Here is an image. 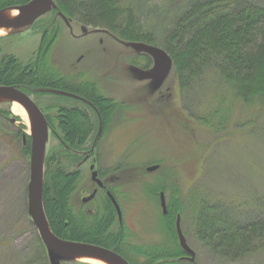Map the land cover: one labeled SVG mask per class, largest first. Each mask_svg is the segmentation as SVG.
Returning <instances> with one entry per match:
<instances>
[{
  "label": "rangeland",
  "instance_id": "obj_1",
  "mask_svg": "<svg viewBox=\"0 0 264 264\" xmlns=\"http://www.w3.org/2000/svg\"><path fill=\"white\" fill-rule=\"evenodd\" d=\"M192 1L195 0H145L133 6L151 29L159 33L168 11L175 7L171 14L180 12ZM255 1L264 3V0ZM241 4L237 2V6ZM72 25L71 30L63 23L53 48L52 65L69 76L80 70L83 73L80 77L92 80L104 96L112 97L117 103L126 100L125 104L130 105L126 110L131 112L132 121L122 124V114L116 112L111 130L103 135L97 151L101 169L114 177L112 188L125 213L124 222L133 232V243H151L163 249L166 245L179 244L174 226L180 213L171 209L173 240L159 222V216L165 215L160 206L163 191L168 207L174 201H181L184 211L180 214L181 226L195 259H188L191 255L181 249L182 253L176 252V255L174 248L169 258L156 257L158 264H264V240L255 252L230 259L207 245L196 221L197 195L206 196L211 203L218 202V211L229 215L232 223L264 219V103L245 104L232 88L217 86L220 91L211 92L215 85L197 94L200 88L195 85L194 89L195 83H192L185 92L173 66L156 86L155 81L142 79L141 73L134 69L138 66L142 71H152L151 56V64L145 69L148 57L143 53L105 34L91 33L92 27H87L89 32L82 35L81 25L73 22ZM73 34L82 36L75 38ZM102 38L104 43L100 45ZM39 40L38 25L11 30L0 36V50L27 61ZM153 45L163 49L158 42ZM104 46L106 52L102 49ZM77 61L81 65H74L78 69L73 71L71 64ZM51 100L55 102L41 96L37 104L54 120L57 112L54 107L50 108ZM69 103L65 101L63 105L69 106ZM11 106L10 101L0 100V109L11 112L10 117L0 112V264H46V256H38V252H44L43 242L27 210L30 148H25L28 138L24 142L23 135L31 129ZM77 122L81 126V118ZM58 147L57 140L49 134L46 155ZM153 165L159 166L148 171ZM68 166V170L79 167ZM79 171L72 196L76 208H80L82 197L88 195V188H93L87 164ZM56 191L54 186L53 194ZM104 196L98 194L95 201L100 202ZM94 203L90 202L86 208L93 207ZM221 213L215 215L219 218L223 216ZM184 255L187 256L182 260ZM132 259L141 262L137 256ZM61 264L93 263L75 259Z\"/></svg>",
  "mask_w": 264,
  "mask_h": 264
},
{
  "label": "trees",
  "instance_id": "obj_2",
  "mask_svg": "<svg viewBox=\"0 0 264 264\" xmlns=\"http://www.w3.org/2000/svg\"><path fill=\"white\" fill-rule=\"evenodd\" d=\"M28 1L0 0V10ZM54 1V7L33 25L39 26L40 40L27 61L15 54L1 53L0 50V85L18 87L36 98L48 93L55 99V102L51 100L50 107L57 112V128L52 130V136L57 140L59 149L46 155L43 189V204L49 225L59 238L112 249L131 264H158L156 259L173 254L171 249L175 248V253H182L180 245L174 243L163 249L156 244L133 243V232L125 222L119 226L116 211L106 195L100 202L94 200L90 211L85 205L76 208L72 203L80 172L68 170V164L76 158V151L84 148L92 136L93 120H97V114L89 106L81 107L78 99L61 95V91L93 102L104 121L108 119L106 106L114 104V101L106 99L94 82L82 80L76 84L52 65L53 48L65 24L61 15L71 23L106 30L123 44L144 42L153 45L158 42L171 56L174 74L185 92L192 83H195L194 89L196 86L201 89L197 90V94L207 92V88L212 89L214 85L213 90H216L211 92H218L217 86L232 88L245 104H250L253 101L264 103V3L255 0H195L180 12L171 14L175 7L168 11L163 29H158L159 34L151 29L133 6L145 0ZM237 2L242 4L237 6ZM232 4L236 6L232 7ZM143 55L148 57L144 66L146 69L151 64V57L145 53ZM65 101L71 105H63ZM0 112L11 116L8 110L0 109ZM78 117L81 118V126L77 122ZM13 118L18 119L16 116ZM200 119L204 120V117ZM27 138L25 148L28 150L30 138ZM54 186L57 189L55 194ZM197 196L199 210L196 221L207 245L214 252L230 259H239L259 248L264 240L263 218L250 219L242 224L232 223L228 220L229 215L218 211V202L211 203L206 196ZM56 197L60 200L57 201ZM180 202L174 201L167 206L168 213L159 216L162 230L171 240L174 238V214L171 209L175 208L177 213L183 215ZM216 213L223 216L218 218ZM42 247L44 252H38V256H46V264H49L43 244ZM132 256L139 257L141 262L134 261Z\"/></svg>",
  "mask_w": 264,
  "mask_h": 264
},
{
  "label": "water",
  "instance_id": "obj_3",
  "mask_svg": "<svg viewBox=\"0 0 264 264\" xmlns=\"http://www.w3.org/2000/svg\"><path fill=\"white\" fill-rule=\"evenodd\" d=\"M54 6V0H29L28 2L7 7L0 10V28H7L19 30L32 25L39 17L47 13L51 7ZM13 12V15L6 16V12ZM63 20L70 25L67 18L61 15ZM85 31L86 29L83 28ZM130 46L134 49L148 53L154 59V66L152 71H142V79H154L155 85L159 86L162 83L164 74L171 68L172 58L162 48L147 44L144 42H131ZM69 96L80 98L77 95L65 92ZM0 100L16 101L20 103L28 112L30 119V181L28 184V212L39 231L42 241L45 245L50 264H60L61 260H73L77 257H93L103 260L109 264H131L121 254L111 249L81 241H73L59 238L50 228L43 204V189H44V162L46 143L48 139V121L30 95L25 93L18 87L0 85ZM24 140L26 136H23ZM157 166L149 167L148 170H154ZM92 179L96 181L99 186L102 182L97 178V172L93 171ZM96 193V190L83 201L91 200ZM113 205L117 209L119 219H122L120 206L115 197L108 192ZM161 207L163 213H167L166 200L164 192L160 194ZM180 215L176 220V231L180 246L184 251L190 254V260H194L195 252L188 245L183 234Z\"/></svg>",
  "mask_w": 264,
  "mask_h": 264
},
{
  "label": "flooded vegetation",
  "instance_id": "obj_4",
  "mask_svg": "<svg viewBox=\"0 0 264 264\" xmlns=\"http://www.w3.org/2000/svg\"><path fill=\"white\" fill-rule=\"evenodd\" d=\"M82 28H83V26H82ZM82 28H81L82 33H84L82 35H86L89 31L88 30L87 31L86 30L83 31ZM91 33L105 34L108 38L116 40V38H114V36L110 32H108L106 30H97V29L93 30L92 29ZM82 35H76L78 37H76L74 35V37L75 38H79ZM103 43H104V40L102 38L101 41H99V44L102 45ZM102 49H103L104 52L107 51V47L106 46L102 47ZM71 65H72L71 67H72L73 71L77 70L78 67L75 68L74 65H81V61H77L76 63H72ZM64 74H66L67 77H69L70 80L75 81L76 84H80L81 82H83L82 80H89V79L80 77V75H83V73L80 70L75 71V73L73 72L72 73L73 76H71V75L69 76L67 73H64ZM89 81H92V80H89ZM63 93H65V91H61V95L66 96V97H71L73 99H78L80 101V103H81L80 104L81 107L89 106L92 109H94V111L97 114V120L96 121L93 120L94 125H93V130H92V133H93L92 136L88 139V141H87V143H86L84 148L79 149V150L76 151V154H75L76 158L73 159V161L69 163L72 166L76 165V166H79V167H77L78 169L77 168L73 169V167H70V168H72V170L71 169L70 170L71 171H79L80 167L82 165H86L87 164V166L89 167V171H90L91 175H92L93 171L97 172V178H99L101 180L102 186H99L97 184V182L92 180V178H91L93 188L89 187L88 190H87L88 191V195H86V196H89L96 190V193H95V195H94V197L92 198L91 201H94L97 198V195L100 194V193H102V194H104L106 196L108 195V192H111V193L113 192V194H115L114 191H113L115 189L112 188L113 187V182H114L113 181L114 177H113V175L108 174L106 172V170L103 171L101 169L100 160H99L100 159L99 158V153H98L97 150H98V147L100 145V140L103 138V135L107 131L111 130L110 126L112 125V122H113V119H114L113 117H114L116 112L118 113V115H119V113L122 114V121H123L122 124H127V123H130L132 121L131 112L126 110L127 108L130 107V105L125 104L126 100H122L123 101L122 103L121 102L117 103V102H115L113 100L112 97L104 96L106 99H111V100L114 101V104H107V106H106L107 108L105 109V113H106V117H108V119L106 118V121H104L101 112L93 104V102H91L87 98H83L81 96H78L77 94H75V95H77L80 98H75V97H72V96H69V95L63 94ZM69 93H71V92H69ZM45 97L53 99V96H51V94H48V93L45 95ZM108 111H110V112H108ZM89 113L91 114V112H89ZM48 128H49L50 134L52 135V130H56L55 128H57V122H56L55 119L51 120V122L48 121ZM90 140H92V142L90 143L89 146H87V144L89 143ZM89 147H90V149H89ZM86 196L82 197L81 206H84V205L86 206L88 203H90V202L83 203V199ZM119 205L121 207V213H122V219L121 220L119 219V215L117 213L116 208L114 206L113 207H114V209L116 211V215H117V218H118L119 226H122L123 222H124L125 213L123 212L121 204H119ZM87 211H90V209H87ZM186 256L187 255H184L183 258L184 257L186 258Z\"/></svg>",
  "mask_w": 264,
  "mask_h": 264
},
{
  "label": "bare ground",
  "instance_id": "obj_5",
  "mask_svg": "<svg viewBox=\"0 0 264 264\" xmlns=\"http://www.w3.org/2000/svg\"><path fill=\"white\" fill-rule=\"evenodd\" d=\"M6 16L9 15H13V12H6L5 13ZM11 31V29H7V28H0V36L6 35ZM12 106L11 109L12 111L17 114L20 115L23 118V121L28 124V126L30 125V119L28 116V112L25 109V107H23L20 103L16 102V101H11ZM77 259H79L80 261L83 262H87V263H93V264H109L103 260H99L93 257H77Z\"/></svg>",
  "mask_w": 264,
  "mask_h": 264
}]
</instances>
